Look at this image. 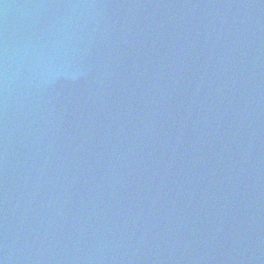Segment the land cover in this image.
<instances>
[{"label": "water", "instance_id": "obj_1", "mask_svg": "<svg viewBox=\"0 0 264 264\" xmlns=\"http://www.w3.org/2000/svg\"><path fill=\"white\" fill-rule=\"evenodd\" d=\"M3 264H264V0H0Z\"/></svg>", "mask_w": 264, "mask_h": 264}, {"label": "snow or ice", "instance_id": "obj_2", "mask_svg": "<svg viewBox=\"0 0 264 264\" xmlns=\"http://www.w3.org/2000/svg\"><path fill=\"white\" fill-rule=\"evenodd\" d=\"M0 264H3V261H0Z\"/></svg>", "mask_w": 264, "mask_h": 264}]
</instances>
